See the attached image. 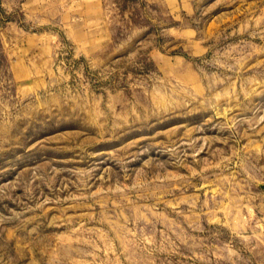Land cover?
Instances as JSON below:
<instances>
[{"label": "rangeland", "instance_id": "rangeland-1", "mask_svg": "<svg viewBox=\"0 0 264 264\" xmlns=\"http://www.w3.org/2000/svg\"><path fill=\"white\" fill-rule=\"evenodd\" d=\"M0 0V264H264V0Z\"/></svg>", "mask_w": 264, "mask_h": 264}, {"label": "crops", "instance_id": "crops-1", "mask_svg": "<svg viewBox=\"0 0 264 264\" xmlns=\"http://www.w3.org/2000/svg\"><path fill=\"white\" fill-rule=\"evenodd\" d=\"M144 1L148 3L158 2L165 4L169 9H174L176 7L177 9H182V10L188 9L187 3L189 2V0H144Z\"/></svg>", "mask_w": 264, "mask_h": 264}]
</instances>
